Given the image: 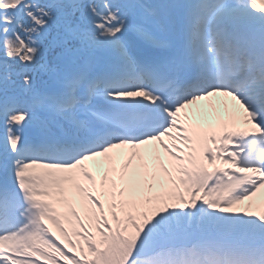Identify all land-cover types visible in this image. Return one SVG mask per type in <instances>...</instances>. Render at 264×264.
I'll return each mask as SVG.
<instances>
[{
    "label": "snow or ice",
    "instance_id": "snow-or-ice-1",
    "mask_svg": "<svg viewBox=\"0 0 264 264\" xmlns=\"http://www.w3.org/2000/svg\"><path fill=\"white\" fill-rule=\"evenodd\" d=\"M261 188L264 0H0V264H264Z\"/></svg>",
    "mask_w": 264,
    "mask_h": 264
},
{
    "label": "rangeland",
    "instance_id": "rangeland-1",
    "mask_svg": "<svg viewBox=\"0 0 264 264\" xmlns=\"http://www.w3.org/2000/svg\"><path fill=\"white\" fill-rule=\"evenodd\" d=\"M212 103L213 102L208 100L207 104H206L207 106H204L201 109H199L198 106H196V109H195L196 111H194V110L190 111V115L192 116L191 123L193 125L195 124V125H197L199 127L205 128L206 127L204 125L205 122H207V124H208L207 127H215L219 123V120L222 119V117H220L217 114V109H215L213 107ZM221 103L223 104V102H221ZM209 110H210V112H205V111H209ZM197 114L199 115L198 118H197ZM200 115H202V117ZM203 116H208V119H206ZM114 151L115 152L128 153L130 150L125 148V149H117V150H114ZM97 159L100 160V159H103V158H97ZM86 163L89 165L90 169L93 171L94 175L96 176L97 183H99L100 180H101V175H100L101 170L97 167V164L95 162H93V161H89V162H86ZM216 163L218 164L219 162H216ZM205 164L207 165L209 170L212 169L213 165L207 164L206 161H205ZM38 171H42V170H38ZM109 178H111V173H109ZM85 183H87V182H85ZM258 195H264V188H261L259 190Z\"/></svg>",
    "mask_w": 264,
    "mask_h": 264
},
{
    "label": "bare ground",
    "instance_id": "bare-ground-1",
    "mask_svg": "<svg viewBox=\"0 0 264 264\" xmlns=\"http://www.w3.org/2000/svg\"><path fill=\"white\" fill-rule=\"evenodd\" d=\"M213 98H215V99H217V100L220 101L223 97H221V96H215V97H213ZM213 98H212V99H213ZM226 100H228V101H227V104H229V103H230L229 98H226ZM191 107L194 108V105H191Z\"/></svg>",
    "mask_w": 264,
    "mask_h": 264
}]
</instances>
